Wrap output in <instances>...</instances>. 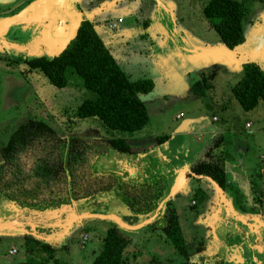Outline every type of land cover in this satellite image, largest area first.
I'll return each mask as SVG.
<instances>
[{
  "label": "rangeland",
  "instance_id": "obj_1",
  "mask_svg": "<svg viewBox=\"0 0 264 264\" xmlns=\"http://www.w3.org/2000/svg\"><path fill=\"white\" fill-rule=\"evenodd\" d=\"M150 1L139 2V8L150 20L146 30L149 41L154 44L155 48L160 49L168 59L170 67L168 66L166 77H161L158 71L149 64L148 55L140 48L121 50L114 47L112 51L117 65L130 80L152 76L153 89L150 94L139 95L148 115V122L143 128L130 133L104 129L92 118L77 119L74 116L76 105L83 99L94 98V93L84 88L80 79L69 70L66 72L67 83L63 88L50 85L41 72L28 70L24 60L38 56L51 58L58 54L56 50L35 49L29 52H15L8 56H0V146L7 141L10 133L19 124L30 119L45 122L57 136L64 138L69 135H77L82 138L86 145L85 159L82 161L84 164L76 167L73 171L71 170V176H69L73 183V190H75L73 196L78 198L99 187V180L89 179L86 176L91 173L90 166L97 172L102 166L100 158L93 159L96 154L94 150L103 146L102 140L120 137L127 139L131 146L137 145L138 139L142 137L152 138L170 133L172 131L171 124L182 120L174 119L177 113L182 115L181 118L192 114L201 115L208 123L221 125V135L226 146L227 144L229 146L228 142L232 141V138L235 139L237 160L241 161V166L245 168L253 162H261L263 172L260 180L264 182V105L258 101L253 109L244 111L233 98L230 90L242 75V65L244 64L242 62L253 61L254 64H258L259 69L264 71V0H242L246 8L245 16L241 21L245 42L243 47L238 48L236 53L230 57L222 53L220 40L201 14L205 0ZM119 8L122 11L115 8L109 12L110 20L108 22H116L115 20L119 18L124 23L129 19V16L126 15L128 14L126 6L120 5ZM187 28H191L193 33L196 32L199 36H203L199 41L200 45L194 46L193 42H186V37L182 36V32ZM108 29L105 28L104 32L112 34V30ZM9 34L12 33L9 32ZM9 34L7 37H10ZM100 34L102 35V33ZM207 47L212 49L211 55L206 54L209 51ZM202 73L209 76L210 87L202 97H194L189 92L190 84L196 81ZM176 91L179 92L174 94ZM185 92L189 96L185 97L182 102L176 101L180 97H184L183 93ZM150 96L152 97L147 99ZM212 116L217 120L211 121ZM245 121L252 124L251 128L258 125L261 129L255 134H247L252 129L243 128ZM195 137L193 135L191 139L195 140ZM226 146L220 147L219 151L215 149L217 147H212L213 152H211L215 155L219 154L221 158L233 159L236 154L233 150L230 151V147L226 149ZM246 147L249 151L247 156L242 155V151ZM99 151L101 152L100 149ZM260 155L262 159H258ZM92 160L93 162H90ZM242 171L237 170L241 175ZM255 173H258V169L254 170L252 175L255 176ZM226 175L228 177V173ZM253 179L258 180L256 177ZM109 181L105 180L107 187L110 184ZM237 185L243 187L244 183L239 180ZM50 187L51 185H49ZM60 187H65V185L62 184ZM78 189L80 192H76ZM41 191L43 192H39V199L46 194L44 192L46 189ZM129 192L128 190L127 193ZM54 194L52 193V196ZM130 194L132 195V193ZM180 196L181 198H172V201L174 200L175 211L190 261L197 262V264H231L225 256H222V250L219 247L216 250L217 243L210 240L209 234L207 238V228L200 218L205 202L202 200L197 205H192L189 204L191 195L182 193ZM96 198L99 197L96 194H91L85 201L78 202V211L104 212L110 209L108 200L103 201ZM121 198L120 196L114 197V200L110 201L111 205L112 203L117 205L118 202L124 203ZM114 210L117 216L127 224H136L137 220L143 217L140 213L128 211L126 207L119 209L118 205ZM126 210L128 212L124 213ZM234 212L236 211L234 210ZM106 223V220L93 217L85 218L81 224L69 231L66 238L63 239V247L53 249L52 258L47 257V253L42 250L31 254L24 252L23 240L1 239L0 264H24L27 262L36 264L40 261L43 262L42 264H90L101 247L102 237L107 228ZM261 231L263 235L264 226L261 227ZM216 233H214L215 236ZM126 234L129 243L124 250V264H178L182 259L166 242L161 231L157 228L144 226L137 231H126ZM255 235L245 232L243 228L237 229L236 232L232 231V237L236 243L229 253L233 254V258L240 256L238 247L241 243H245L246 238L250 242L254 240L253 242L259 246L264 243L258 238L255 239L257 237ZM215 236L216 241H222L221 233ZM260 237L262 239V236ZM234 239L233 241H235ZM10 247H14L11 249H14L15 252L17 250V252L8 255L7 249ZM214 251L216 252L209 254ZM244 257L252 258L256 264H262V260L264 261L263 257L262 260L260 257L257 258L256 252L252 250L247 251Z\"/></svg>",
  "mask_w": 264,
  "mask_h": 264
},
{
  "label": "crops",
  "instance_id": "obj_2",
  "mask_svg": "<svg viewBox=\"0 0 264 264\" xmlns=\"http://www.w3.org/2000/svg\"><path fill=\"white\" fill-rule=\"evenodd\" d=\"M141 1L143 0H0V56H8L15 52H29L35 49L56 50L59 54L62 50L60 48L64 47L73 37L78 24L83 20H88L116 63V58L112 54L114 47L121 50L140 48L148 55L149 64L158 71L161 77H164L168 72V59L148 39L146 30L150 20L146 14L140 11L139 2ZM120 5L126 6L128 12L126 15L129 16V19L124 23L123 21L117 22L119 18L115 20L116 22H108L110 20L108 18L109 12L115 8L121 10ZM105 28L111 29L113 33L104 32ZM192 31L193 29L187 28L186 31L182 32V36L186 37V42H193L194 46H198L203 36ZM100 33H102L103 38ZM8 34L10 37H7ZM172 36L174 37L175 33ZM156 50L157 52H155ZM147 79L152 83V90V76H148ZM151 90L145 95L150 94ZM177 92L179 91L174 92V94ZM189 92L193 95L191 84ZM183 94H185L184 97H180L176 101L182 102L185 97L189 96L187 92ZM151 97H147V99ZM181 117L180 113L175 114V120H182L171 124L172 131L165 134L167 138L163 142H155L154 139L158 135L152 138L145 136L138 139L137 145L132 146L139 150L134 155H122L102 147L100 154L97 155L96 153L93 157L96 160L100 158L102 163L99 173L97 172L95 176L99 175L101 181L108 179L110 180L109 183L117 180L124 187L126 193L129 190V193L139 195V197L140 194H145V199L153 198L167 185L166 194L169 187L174 183H177L178 187L172 198H181L182 193H188L192 196L193 190L200 187L206 194L200 218L207 228V238L209 234L210 240L217 243L216 250L219 247L222 250H220L222 256H225L231 264H243L249 260V258L244 257L245 253L252 250L260 254L264 243L259 246L253 242L254 240L250 242L246 238L245 243H241L242 245L240 244L238 247L240 256L233 258V254L229 253L236 243L232 237V231L236 232L237 229L243 228L245 232L256 234L255 239L264 241V234L262 235L263 232L261 231V227L264 226V182L260 180L263 165L261 162H253L245 168L241 166V161L237 160L235 139L232 138V141L228 142L229 146L228 144L226 146L221 135V125H212L201 115L192 114L186 118ZM216 120L214 116L211 117V121ZM251 126L249 121L244 122L243 128L252 129L247 134H255L261 129L258 125L254 128ZM190 135L196 136V139L192 140ZM222 146H226V149L230 147V151L233 150L236 155L233 159L221 158L220 161L225 175V185L224 188H221L225 202L221 203L212 185L204 177L194 176L190 171V166L199 161H209L215 158L212 147H217L215 149L219 151ZM246 148L242 151V155L247 156L249 151L248 147ZM258 159H262V156L260 155ZM256 169H258V173L253 176L252 173ZM237 170L239 172L243 170L242 175ZM253 177L258 180L255 181ZM239 180L243 181V187L237 185ZM97 196L99 198L96 199L109 201V210L104 212L78 211L77 203L81 199L74 202L70 201L64 206H48L46 209L42 207L38 209L26 208L19 206L14 201L0 200V240L12 241L17 239L20 241L25 235H28L45 243L51 249L63 247V239L66 238L69 231L81 224L85 218H90L83 217L78 221H73L72 218L76 215L82 213H112L117 215L114 210L117 205L119 209L126 207L130 211L126 205L120 202L117 205L114 203L111 205L110 201L114 200L111 188ZM194 201L191 198L189 204L196 205ZM172 205L175 209L174 200ZM128 211L126 210L124 213ZM68 221L70 224L66 225ZM109 223L111 222L107 221L106 227L109 226ZM255 223H257L256 226ZM214 233L216 236L221 233L222 241H216ZM11 248L14 247L7 249L8 255H13L9 254ZM199 257L201 256L199 255ZM202 260L205 261L206 259ZM249 261L253 262V260ZM24 264H29V262Z\"/></svg>",
  "mask_w": 264,
  "mask_h": 264
},
{
  "label": "trees",
  "instance_id": "obj_3",
  "mask_svg": "<svg viewBox=\"0 0 264 264\" xmlns=\"http://www.w3.org/2000/svg\"><path fill=\"white\" fill-rule=\"evenodd\" d=\"M245 11L242 0H205L201 8V14L208 26L228 49L243 42L241 21ZM24 63L28 70L41 72L48 83L56 88L65 87L66 72L69 70L80 79L84 88L94 93V98L83 99L76 105L74 116L77 119L92 118L104 129L130 133L140 130L148 122L146 108L139 95L151 90V81L147 78L130 80L104 47L88 20L78 24L73 37L59 54L51 58L38 56L26 59ZM208 80L209 76L202 73L191 84L193 95L203 96L210 87ZM230 90L244 111L253 109L258 101L264 105V71L254 63L243 64L242 75ZM166 138L167 135H160L154 140L159 143ZM102 142L103 146L94 150L97 155L100 154L99 149L102 150V147L122 155H134L139 151L125 138L111 137ZM85 150L86 145L82 138L77 135L64 138L57 136L43 121L30 119L19 124L10 133L7 141L0 146V200L14 201L26 208L46 209L52 205L55 207L67 205L71 200L85 201L91 194L99 195L111 188L113 196L122 197L123 204L131 211L143 215L141 219L148 218L163 198L167 185L153 198L145 199V194L139 197L133 193L132 195L126 193L117 180L107 187V183L101 181L99 175L95 176L97 171L90 166L91 173L86 177L99 180V187L88 194H83L82 197L73 196L75 190L69 176L71 170L84 164L82 161L85 159ZM214 156L215 158L209 161L194 163L190 166V171L195 175L210 177L224 188L225 175L220 162L221 157L218 154ZM62 184L65 187H60ZM42 189H46L47 192L44 191L45 196L39 199V192H43ZM76 192H80V189ZM52 193L56 194L53 195L55 197ZM47 197L50 199H46ZM205 197L206 194L200 187L193 190L192 198L196 205ZM146 227L161 231L166 242L182 257L178 264H197L189 259V252L171 199L158 209L156 218ZM128 243L126 231L109 223L102 237L101 247L90 264H124V250ZM22 246L26 253L42 250L47 253V257L52 258L53 249L31 236H24ZM42 263L40 261L36 264ZM244 264L256 263L246 261Z\"/></svg>",
  "mask_w": 264,
  "mask_h": 264
},
{
  "label": "water",
  "instance_id": "obj_4",
  "mask_svg": "<svg viewBox=\"0 0 264 264\" xmlns=\"http://www.w3.org/2000/svg\"><path fill=\"white\" fill-rule=\"evenodd\" d=\"M244 37H243V42L237 46H235L232 49H228L226 48L222 43V47H220V50L222 51V53L224 55H226L227 57L232 56V54L236 53V50L238 48H242L243 44H244ZM241 46V47H240ZM207 49L209 50L206 54L207 55H211L212 54V49L207 47ZM246 64L247 62H242V64ZM249 63H253V61H249ZM258 65V64H256ZM261 70V69H260ZM196 177H204V179H206L211 185L212 188L214 189V191L217 193L218 195V199L222 202H225V198L223 195V191L221 189V187L216 184L210 177L207 176H201V175H195ZM178 187L177 183H174L173 185H171L167 191V193L165 194V196L162 198V200L159 202L157 208L155 209L154 213L149 216L148 218H145L139 222H137L136 224H127L126 222H124L123 220H121L117 215L112 214V213H107V214H99V213H82L80 215H76L73 219V221H78L83 217H93V218H97V219H101V220H106V221H110L111 223H113L117 228L123 230V231H137L140 230L141 228H143L144 226H147L148 224H150L156 217V211L159 207H161L166 201H168L169 199L172 198V196L174 195V193L176 192V189ZM70 222L68 221L66 223V225H69Z\"/></svg>",
  "mask_w": 264,
  "mask_h": 264
},
{
  "label": "flooded vegetation",
  "instance_id": "obj_5",
  "mask_svg": "<svg viewBox=\"0 0 264 264\" xmlns=\"http://www.w3.org/2000/svg\"><path fill=\"white\" fill-rule=\"evenodd\" d=\"M257 254V253H256ZM261 258V260H262V257L264 258V247H263V249H262V252L260 253V254H257V258ZM249 260H252V258H249ZM248 260V261H249ZM263 261V260H262Z\"/></svg>",
  "mask_w": 264,
  "mask_h": 264
},
{
  "label": "built area",
  "instance_id": "obj_6",
  "mask_svg": "<svg viewBox=\"0 0 264 264\" xmlns=\"http://www.w3.org/2000/svg\"><path fill=\"white\" fill-rule=\"evenodd\" d=\"M119 21H120V19L117 20V22H119ZM111 26H113V24H111ZM246 126H247V124H246ZM13 253H15V250H14V249H11V250L9 251V254H13Z\"/></svg>",
  "mask_w": 264,
  "mask_h": 264
}]
</instances>
